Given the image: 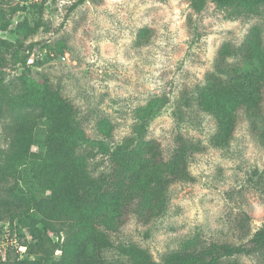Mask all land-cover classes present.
Returning <instances> with one entry per match:
<instances>
[{"label": "rangeland", "instance_id": "obj_1", "mask_svg": "<svg viewBox=\"0 0 264 264\" xmlns=\"http://www.w3.org/2000/svg\"><path fill=\"white\" fill-rule=\"evenodd\" d=\"M77 1L1 2L4 8L21 3L31 9L35 2L41 6L38 31L25 42L30 64L45 59L46 43L56 50L58 44L63 48L54 59L34 65L32 77L41 83L47 80L76 108L89 138L102 139L100 124L106 121L113 142L143 135L159 145L164 161L186 140L200 148L187 157L188 177L170 184L163 211L156 215L155 209V214L148 212L146 216L128 211L117 230H107L112 243L104 253L107 261L132 264L123 249L129 245L147 251L158 264L173 252L200 250L213 243L248 245L264 224V139L258 140L259 128L251 125L241 107L230 143L215 144V119L192 98L208 74L224 76L225 70H230L228 65L241 67L239 49L255 26L264 47V4L255 12L237 15L214 2L197 13L189 0ZM24 15L14 16L12 29ZM0 36L16 37L12 32ZM225 44L232 52L226 65L221 62L219 72L218 59ZM22 71L21 67L4 68L7 85L11 86ZM149 106L154 113L144 118L143 109ZM255 122L261 123L259 119ZM137 123L146 126L139 134L133 133ZM3 124L0 146L6 147ZM42 131L44 134L45 129ZM33 149H37L36 144ZM94 152L88 162L97 176L108 170L109 158L96 148ZM55 224L56 230L43 227L50 241L39 257L46 258L47 264L61 260L60 246L67 237L66 226L59 221ZM10 226L19 228L18 221L12 225L8 219L0 220L2 261L23 258L27 251L20 244L17 229L11 237ZM25 235L22 240L32 242L26 230ZM261 251L232 258L242 264H264Z\"/></svg>", "mask_w": 264, "mask_h": 264}, {"label": "trees", "instance_id": "obj_2", "mask_svg": "<svg viewBox=\"0 0 264 264\" xmlns=\"http://www.w3.org/2000/svg\"><path fill=\"white\" fill-rule=\"evenodd\" d=\"M2 1L0 34L12 32L16 37L11 40L0 36V124L4 123L8 138L7 146H0V220L8 219L12 225L18 221L19 228L10 226V234L15 235L17 229L20 244L27 251L23 258L0 260V264H47L46 258L39 257L50 241L43 227L56 230V221L66 226L67 237L58 245L63 254L54 264H111L104 254L112 246L107 230H117L128 211L140 216L155 214V209L156 215L163 211L170 184L188 177L187 157L200 148L186 140L164 161L159 145L143 135L113 142L106 121L100 124L104 137L89 138L76 108L57 89H52L47 80L41 83L32 77L34 65L40 66L63 52L61 44L56 50L46 43L45 59L28 62L25 42L38 31L40 4L35 2L31 9L21 3L4 8ZM86 1L78 0L76 4ZM189 1L197 13L214 2L221 8H231L237 15L255 12L264 4V0ZM21 12L25 13L24 18L12 29L14 16ZM241 46V67L228 65L230 70L224 69V76L218 72L208 74L192 98L199 109L213 115L217 145L230 143L241 107L245 108L251 125L259 128L258 140L264 139V47L259 27L251 29ZM224 49L218 59L219 72L221 62L226 65L228 53L232 52L229 44ZM8 66L23 69L11 86L5 82L3 72ZM149 107L143 109L144 118L154 113ZM257 119L261 123H256ZM144 128V124L137 123L133 133L139 134ZM35 144L37 149H33ZM95 148L109 158L108 170L97 176L90 171L88 162L96 155ZM25 230L32 236V242L22 240ZM123 249L132 264H158L137 245ZM257 250L264 253V224L248 245L213 243L200 250L176 251L163 264H242L232 257Z\"/></svg>", "mask_w": 264, "mask_h": 264}]
</instances>
